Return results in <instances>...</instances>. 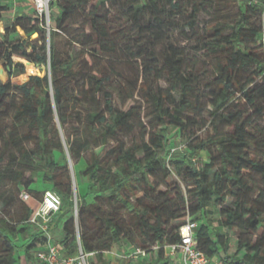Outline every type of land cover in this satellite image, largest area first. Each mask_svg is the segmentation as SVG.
<instances>
[{
    "label": "trees",
    "instance_id": "trees-1",
    "mask_svg": "<svg viewBox=\"0 0 264 264\" xmlns=\"http://www.w3.org/2000/svg\"><path fill=\"white\" fill-rule=\"evenodd\" d=\"M224 1L190 0L189 13L180 0H55L50 28L45 18L22 14L0 30V64L9 77L0 79V138L8 130V143L15 145L0 168V184L33 196L39 175L50 185L45 190L61 196L58 213L77 204V226L74 216L63 223L65 254L77 253L79 233L89 260H97L91 264H113L118 259L106 253L124 245L126 254L140 248L145 255L120 258V264H175L166 246L181 241L180 228L191 217L202 219L197 247L210 259L264 264V0H226L238 6L236 19L205 27L199 42L212 70L204 80L186 69L179 46L168 44L162 59L154 47L166 31L179 29L178 15L186 12L185 27L196 31L199 14ZM55 4L60 12L53 22ZM7 7L0 0V24ZM81 18L91 32L72 34L69 27ZM133 26L147 28L146 41L140 31L132 36L139 49L132 58L145 57L149 45L142 78L116 66L122 34ZM38 63L50 71L31 75L28 67ZM27 73L24 82L12 80ZM137 93L152 107L149 130L133 105ZM205 120L210 131L198 135ZM170 129L182 136L184 150L172 151ZM202 152L209 161L202 162ZM70 160L85 163L76 173L75 199ZM173 173L192 182L187 195ZM80 176L86 179L82 190ZM209 207L219 210L217 224L206 219ZM22 209L18 215L0 209V264H17L19 249L29 254L46 240L30 222L28 202ZM53 224L54 218L50 231ZM234 230L237 251L228 254Z\"/></svg>",
    "mask_w": 264,
    "mask_h": 264
},
{
    "label": "rangeland",
    "instance_id": "rangeland-1",
    "mask_svg": "<svg viewBox=\"0 0 264 264\" xmlns=\"http://www.w3.org/2000/svg\"><path fill=\"white\" fill-rule=\"evenodd\" d=\"M182 2L183 8L186 9L188 8V12L190 13L192 8L190 6V0H180ZM1 2L5 5H7L8 10L5 13V18L4 21L0 24V30L1 32L5 31V26L7 25H11L12 21H11V17H9V12L12 10L10 7V4L8 2H6L5 0H1ZM218 2V1H217ZM217 2L214 3L213 6L207 7L206 9H204L198 17V23H197V30H191L189 27H185L186 26V21H187V13H182L181 15H178L176 18V24L179 26V29L176 31H171L168 30L166 31L157 41L156 46H154L153 44H151L152 46H154L156 48V55L158 56L159 59H162V51L164 50V48L172 43L174 45L179 46L180 48L183 49L184 54H185V67L187 70L194 72L195 74H199V76L201 77L202 80H204L205 78L208 77V75H210L211 70H212V60L211 58L208 57L207 53L201 49V44L199 42V38L201 37V35L204 32V29L207 25H210L212 23H215L218 20H230L233 21L234 19H236L237 15H238V6L234 3H227L226 4V0L224 1V3H221V5L217 4ZM219 3V2H218ZM24 8H26V11L29 12H23V15H31L34 16L36 14L34 5L32 3L31 0H26V2L22 3ZM60 12L59 7L55 4L53 7V11H52V19L53 22L54 20L57 18L58 13ZM19 16V14H16L15 18ZM80 25L79 26H70L69 30L72 34L75 35H80L82 33H90L91 29L89 28L88 23L85 21V19L81 18L80 19ZM264 22V21H263ZM129 24H131V22H129ZM18 29L21 30V27L18 26ZM146 27L143 28V30L141 31L140 28L138 26H133L128 33L126 34V32H124L120 39V52L115 56V59L117 60V68L118 70H121L122 72H124L125 74H127L129 77H134L136 78L138 73L140 72L141 78H142V74H141V69L143 67V64L145 62H148V57H149V51L147 46L149 45H145V49L144 51L146 52V56L143 58H132L136 52L139 50L138 49V41L133 39L135 36L133 35L134 33L137 32H141V34H143V38L146 41V37H148V35L146 34ZM263 30H264V25H263ZM145 33V34H144ZM24 35V34H23ZM38 35V34H36ZM36 37V36H35ZM67 49V48H66ZM62 50H65L64 47H62ZM126 60L130 61V65L126 64ZM15 61H20L19 58H15ZM45 71L42 74V76H44L47 72H49V66L45 65ZM0 68L4 69V73L0 75V79L3 82H6L9 80L8 74L4 68L3 63L0 64ZM27 69V67H26ZM28 71L31 74H36V67L35 66H29L28 67ZM3 75L5 76V78H3ZM29 73L25 74V75H20L17 76L15 78H13L12 80L14 82H24L28 79L29 77ZM160 85L162 87H168V84L162 80L160 81ZM133 105H135L137 107V111H140V115L141 116V120L142 122L145 124V126H148V130L150 129L149 127V120L151 119V112H152V107L149 103H147L146 101H144L143 99H141V97L138 95V93L135 96V99L133 101ZM12 110V105L8 106V110L7 111H11ZM208 120V119H207ZM202 121L201 125H203L202 129L198 131V135L201 136H206L207 133L210 131V121ZM9 121V118H7L6 122ZM21 132L26 130L25 126H21ZM140 131H137V133L135 134V136L137 138L140 137ZM4 136L2 138H0V168L2 166L5 165V163L8 160V153L10 152V150H12V147L14 148L15 145L14 143H8V139L10 138V136L8 135V130H6V132H4L3 134ZM169 138H170V142H171V148L174 151H178V150H184L185 149V144L183 141L182 136L179 134L178 131L176 130H172L170 129L169 131ZM25 145L28 148H34L35 145L33 143H29L26 142ZM173 151V152H174ZM59 154V153H57ZM6 156V158L3 160V158ZM210 160V156L208 153L206 152H202V162H206ZM68 167H69V171L71 174V186H72V192H73V198L75 199L76 195L79 194V187H78V182H77V176L76 173H80L84 168H85V163L84 161H68L67 163ZM27 175L29 174V172L26 173ZM66 175V172H65ZM65 177H63V182L64 184H68L66 183V179H64ZM172 178L174 180H176L180 186L182 187V189L186 192L187 195V190H188V184H191L192 182H188V181H184V179L182 177L177 176L176 174L173 173ZM34 184L31 186V188H34V194L33 196H35V199H37L36 197H41L43 195V191L46 188H49L50 185L46 182H44L42 180V178L37 175L36 178H34ZM78 181H80V183L82 184V186L80 185V189L82 190L83 185H86V179L82 176L78 177ZM162 189H164V185L161 186ZM25 188H21V191H16L13 187H11L10 185H6V186H2L0 184V209L2 210L4 215H9V214H15L18 215L20 213H22L23 209H22V194L25 191ZM142 193H140L141 195ZM42 198V197H41ZM28 204L30 205V207L32 209H35L38 207V204H34L33 200H30V202H28ZM72 216L75 217L76 219V226H77V217L75 214V209H73V211H68L67 208H64L60 213L54 215V226L59 227L60 225H62L64 222H66L69 218H71ZM191 219V217H188V220ZM206 219L214 222L215 224H217L218 220H219V210L217 208L214 207H209L207 215H206ZM196 220V219H195ZM197 222L201 223L202 219L196 220ZM262 234V231L260 230L258 232V236H260ZM63 232H61L60 230L58 232L55 233V238L54 241L57 244H60L62 246V244L60 243L61 240L63 239ZM238 231L234 230L230 232V237H231V248L228 251V254H234L237 251V246H238ZM23 244V241H19L18 245ZM127 246H116L112 252H107L106 253V257L110 258V259H118L117 261H113V264H120L122 262H120V257H118V254L122 253ZM245 253V251L242 252V255ZM17 264H27V262L20 260V256H17ZM174 259V263L175 264H182L181 263V259H180V255H176L173 257ZM95 260V257H92L89 260V264L92 263V261ZM91 262V263H90ZM97 262V260H95V263ZM213 262L215 264H221V261L218 258H215L213 260Z\"/></svg>",
    "mask_w": 264,
    "mask_h": 264
},
{
    "label": "built area",
    "instance_id": "built-area-1",
    "mask_svg": "<svg viewBox=\"0 0 264 264\" xmlns=\"http://www.w3.org/2000/svg\"><path fill=\"white\" fill-rule=\"evenodd\" d=\"M36 15L45 18L47 26L51 25V4L55 0H31ZM15 19V18H14ZM13 19V20H14ZM174 151V150H172ZM31 193L25 191L22 194V199L25 202L32 200ZM38 207L33 209V214L30 218V222L42 231L46 236V245L44 248L36 251V257L42 264H89V257L92 253L84 251L79 233L77 234L78 251L75 255H67L63 252V246L55 243L53 235L49 231V224L52 221L53 216L58 213L63 206L61 196L53 190H45L42 198L37 201ZM75 214L78 215L77 204L75 206ZM198 226L197 221L189 219L187 223L180 228L181 241L178 244L166 246L167 254L170 257L180 255L182 264H215L206 253L201 251L197 245L196 228ZM138 255H145V252L138 248L132 254H126L124 252L118 254V257L128 260L130 257H136Z\"/></svg>",
    "mask_w": 264,
    "mask_h": 264
},
{
    "label": "crops",
    "instance_id": "crops-1",
    "mask_svg": "<svg viewBox=\"0 0 264 264\" xmlns=\"http://www.w3.org/2000/svg\"><path fill=\"white\" fill-rule=\"evenodd\" d=\"M6 2H8L10 4L11 7V11L9 12V17H11V21H13V19L15 18L16 14L22 15L23 12H26L29 14V12L26 11V8H24L23 6V2H26V0H5ZM32 200L34 201V204L37 203L38 199H35L34 197L32 198ZM30 202V201H29ZM54 217V216H53ZM53 219V218H52ZM63 232V224L60 225L59 227H53V229L50 231V233L53 235V237L55 238V233L58 231ZM45 235V233H44ZM24 243V242H23ZM46 245V240H39L37 246L35 247V249L31 250L30 253H26V251L24 249H19L17 252V256H20V260L27 262V264H42L38 258L36 257V251L39 249L44 248Z\"/></svg>",
    "mask_w": 264,
    "mask_h": 264
},
{
    "label": "water",
    "instance_id": "water-1",
    "mask_svg": "<svg viewBox=\"0 0 264 264\" xmlns=\"http://www.w3.org/2000/svg\"><path fill=\"white\" fill-rule=\"evenodd\" d=\"M36 67L39 68V73L38 74H31V75H42L45 71V65H42V64H34ZM49 70H50V67H49ZM4 73V69L3 68H0V75Z\"/></svg>",
    "mask_w": 264,
    "mask_h": 264
}]
</instances>
